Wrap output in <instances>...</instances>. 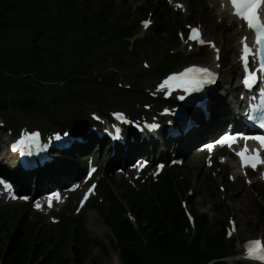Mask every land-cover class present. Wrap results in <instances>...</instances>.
<instances>
[{
  "label": "trees",
  "instance_id": "1",
  "mask_svg": "<svg viewBox=\"0 0 264 264\" xmlns=\"http://www.w3.org/2000/svg\"><path fill=\"white\" fill-rule=\"evenodd\" d=\"M78 1L0 0V106L8 115L14 111L32 119L45 117L48 126L35 121L32 126L49 135L55 133L50 125L58 124L55 111L59 96L68 93L71 100L79 98L80 94L68 86L86 74L96 45L113 40L127 50L146 45L143 38L136 37L130 23L150 16L156 19L154 33L167 35L168 40L178 37L168 0L163 6L159 0L157 5L142 4L136 9L129 5L130 0H122L127 10L119 17L114 15V0H105L93 14L80 11ZM73 44V53L63 50ZM180 56L168 54L155 72L161 74L179 65ZM100 104L105 111V101L100 100ZM8 122L10 133L18 136L20 125L10 117ZM99 185L107 209L106 222L113 232L110 242L122 264H231L227 259L237 256V243L226 245L225 228L214 233L220 222L213 224L208 214L195 211L188 182L175 173L167 171L128 197L117 196L105 178ZM4 224L0 264H86L91 247L107 252L106 245L87 237L82 218L62 219L45 232L40 229L42 222L16 229L8 220ZM71 241L73 260L62 254Z\"/></svg>",
  "mask_w": 264,
  "mask_h": 264
},
{
  "label": "rangeland",
  "instance_id": "2",
  "mask_svg": "<svg viewBox=\"0 0 264 264\" xmlns=\"http://www.w3.org/2000/svg\"><path fill=\"white\" fill-rule=\"evenodd\" d=\"M104 1L105 0H92L90 3H87L85 0H79L77 6L80 11L93 14L99 10ZM158 1L159 0H130L129 5L136 9L142 4L157 5ZM114 2V15L115 17H119L126 12L127 8L124 7L125 5L122 0H114ZM161 4L163 6L165 0H161ZM168 4L172 8L174 26L178 33L177 39L168 40L167 35L160 36L154 33L152 28L156 19L154 16H150V18L143 19L142 21L134 20L130 23V25L136 29V37L143 38V40H145L144 44L146 45L138 49L130 47L128 50L124 44L114 40L108 44L100 43L96 45L92 53L93 61L87 64L88 68L86 74H81L78 80L75 82L72 80L71 82L73 84L68 86L70 90H75L80 94L79 98L77 100H71L68 97V93L58 98L60 104L58 105L57 111H55L58 124L68 117V115L84 116L90 110H92L91 112H102L100 100H104V105H106L105 111L114 112L116 117L120 116L118 114H121L122 110L130 113L132 112V106L137 108L138 106H142V104L149 103L150 107H139L137 109V111H140L139 115L145 113L144 108H148L149 114L155 119L161 118L165 125L163 114L176 101L167 100L166 98L169 94L167 88L160 89L159 87L166 80L167 76L169 74H176V72H179L188 65L202 64L210 67L214 61H219L223 54L225 55L224 61H220V63H224L227 72L226 79L230 81L233 74V67L236 63L235 59L239 60V51L236 50L233 44L235 37L232 33L235 26L232 25V21L224 20L211 23L207 19L208 7L206 5V0H168ZM181 8H184V10ZM145 21L150 22L148 27L144 26ZM217 23L220 24V26H217ZM191 28H198L201 32H206L202 37L206 43L205 45H199L197 42L189 41V30ZM182 36L183 39L181 38ZM212 42H215V47L212 46L213 44L210 45ZM223 44H225V48L221 52ZM74 47H76L74 44L72 46L68 45L65 46L63 50L73 53ZM216 50H218V55L213 56V52ZM171 53L181 55L180 64L171 66L166 72L157 74L155 72L156 66ZM239 79L240 77L235 79L233 77L231 84H235L234 82L239 84ZM83 83L85 84L82 85ZM89 85H94L95 88H99L101 93L92 95L91 92L85 90V87ZM211 96L214 100L220 98V94H218L217 91H215L214 96ZM141 98L143 102L147 103H143ZM160 99L165 100L167 106L162 107L159 113L157 107L159 106ZM178 102L177 100L176 103ZM8 117L14 119L15 122L20 125L21 134L27 131H38L35 126H32L34 121L41 124L39 126H48L49 124L43 116L32 119V117L29 118L16 114L14 111L11 112V115H8V112H5L0 106V139L2 140L0 146V159L2 160L4 157L3 162L0 160V171L8 168V171H10L9 176L15 177V180L19 182L17 185L20 188L23 183H26L27 179L31 181L37 179V175H21L20 171L13 167V164L11 167V162L13 160L7 157L8 153L3 144L4 141L10 139L14 141V138H11L9 132L11 128ZM142 117L140 122L143 121L144 123L149 121L146 119L145 115ZM146 125L147 127H153L148 123H146ZM226 129L232 128L228 127ZM223 130L218 131L216 136L210 139L215 140ZM105 131L107 130L100 127L96 134V138L98 136L101 139L99 144H92V142L81 144V140V142L78 141L79 144L74 147L73 151L76 153H79L81 150L87 151L91 146L95 148L88 168H84L83 170L94 169L96 172L93 181L88 183L83 190L75 191L77 184L71 185L69 187V192L66 191V199L62 204L49 210L39 209L36 207V203H31L35 198H46L49 189L52 190L50 193H53L55 189L58 188L51 186L50 183L42 185V193L40 195L34 196L33 192L27 194L22 193L21 196L23 197L16 201L12 199H10V201H5V196L0 193V233L6 228L4 224L5 220L15 225V229L28 223L40 224L42 222L40 229L45 232L60 224L62 219L69 218L77 220L82 218L85 222V234L87 237L98 241L101 245L107 246L106 253L99 247H91L88 249L87 254L89 258L86 264H122L119 252L113 248L110 242V238L113 237V232L106 222L105 217L107 209H105L104 198L100 194L101 188L99 182L101 178L107 179L117 196L124 195L128 197L131 194L137 195L143 190V187L147 183L158 181V179L168 171L175 173L180 179L188 182V186H190L188 195L194 199L196 212L208 214L213 224L220 222V224L218 223L215 225L214 233H219L222 228H225L228 232L226 245L231 246L234 242L237 243V256L229 258L227 261L231 264H259L258 262L234 261V259L243 254L247 241L257 239L264 241V182L244 189V191H248L252 196V199L248 203V211L246 212H236L234 206L228 203L229 199L225 196L228 184L237 181L234 183L236 187H247V181L252 180L259 172H249L247 176H240L239 179H234L233 175H229L230 179H228V184L222 181H216V174L219 170H229V166H224L222 164L224 158L229 157L228 151L222 149L216 151L214 154L193 153L189 159L188 157L179 158L171 156L172 151L169 149L171 154L168 153L169 157L166 159L161 158L157 159L156 162H152L148 157L139 158L134 164L123 167H118L121 164L119 163L120 161L116 159L115 164H118V166L109 169V165H113V163L110 162L109 158L111 152L108 146L110 138H105L106 134H103ZM64 132H61L62 136L56 139L62 140L65 138L66 134ZM61 133H59V135ZM160 138H163V134L160 135ZM210 139L206 138L200 140L191 151H195L199 145ZM114 141L113 139V144ZM105 146H107V149ZM121 146L122 145L119 146L118 152H120ZM11 153L14 154L13 152ZM11 153H9V155ZM60 153L61 152H55L53 157L60 156ZM69 154H71V152H69ZM14 155L17 156V154ZM198 155L200 156L198 157ZM212 156L214 160H212ZM232 157H235L237 162L235 153L232 154ZM177 160H181L182 162L178 164L176 163ZM196 160L197 162H195ZM142 161H148L149 165L146 169L139 171ZM214 161L217 163V167L209 170L208 167H211ZM185 162H188V164L185 165ZM160 163L164 164V168L161 172H159ZM51 164L54 163L52 162ZM45 168H47V166L40 170L42 171ZM57 169L58 167L56 165H51L41 174H38V177H44L48 172L56 171ZM81 170V168L74 167V165L70 168H61L59 171L60 174L55 179L56 184L65 183L66 187L68 181L74 176H78L77 181L82 184L86 178H82L83 172H81ZM248 176L250 178L247 180L246 177ZM89 184H96L97 191L89 198L86 205H84L81 199ZM25 206H27L28 209L24 210ZM186 208L189 209L188 206H186ZM4 215H6V218H3ZM239 222L242 226L241 231L239 230ZM233 228L235 230H233ZM229 233H231V235H229ZM188 236H190V234ZM72 245H74V242H69L62 254L64 257L73 260ZM214 263H216V261L209 264ZM71 264L76 263L72 262Z\"/></svg>",
  "mask_w": 264,
  "mask_h": 264
},
{
  "label": "bare ground",
  "instance_id": "3",
  "mask_svg": "<svg viewBox=\"0 0 264 264\" xmlns=\"http://www.w3.org/2000/svg\"><path fill=\"white\" fill-rule=\"evenodd\" d=\"M206 5L208 7L207 19L211 23H214L216 21L221 22L224 20H229L230 22L232 21V25L235 26L232 33V35L235 37V41L233 44L236 50L239 51V60L235 59L236 63L233 67V74L230 81L226 79L227 72L225 70L224 63H220V61H224V54L220 57L219 61H214V63L210 65L211 70H214V73L218 75V84L216 87L217 90L214 89L212 95L214 96L215 91H217V93L220 94V98L214 100L211 96L206 110H201L199 108L196 109L198 115L194 116L193 118L195 127L189 133L181 134L178 138H172L170 136V132L178 126L177 121L169 118L167 124L164 125L161 118L155 119L149 114L148 108H144L145 113L139 115L140 111H137L139 107H150V104L147 102H143L142 98L141 101L147 104H142V106H138L137 108H135V106H132V112L130 113L123 110L121 111L123 118L128 121L127 123L125 121H120L112 111H108L109 113L107 111L99 113L91 112L92 110H90L84 116L68 115V117L63 119L59 124L54 126L50 125V127L55 130L57 134L61 132L63 133L65 131L64 133L68 136V139L64 138L66 149L60 153V156H56L54 158V164H52L56 165L58 169L56 171L54 170L48 172L44 177L41 176L34 181L27 179L26 183H23L20 187L21 192L26 194L29 192H33L34 196L40 195L42 193V185H47L48 183H50L51 186L58 188L65 187V183L56 184L55 182L56 177L60 174V169L70 168L73 165L74 167H78L79 169L81 168L82 170L84 168H88L91 156L95 151V148L91 146V149L89 148L87 151L81 150L79 153H76L75 151H73V149L76 145L79 144L77 139L81 138V144H87L89 142H92V144L95 143L96 145L99 144L101 139L98 136L96 138V134L100 127H103L109 132V135L105 136V138H110V143L108 146L111 152L109 158L110 162H112L113 165H109V169H113L114 166H118V164H115L116 159H118V161H120L119 163L121 164L118 167L134 164L139 158L148 157L152 162H156L157 159L161 158L166 159L169 157V149L172 151V154L170 153L171 156L179 158L188 157L189 159L191 154L193 155V153H196V150L193 152L191 150H193V148L200 140L213 138L216 136L218 131L226 129L228 127H245L246 122L244 121V118L247 114V109H244V105H248V98H251V96L249 94H245V91L243 90V86L241 84H238L236 82H234L235 84H231V81L233 77L235 79L240 77L242 74L240 71V55L242 47L241 41L245 37H247L248 41L253 36V33L246 27L245 23H243L240 19L232 14L225 0H206ZM181 9L184 10V8ZM217 26H220V24L217 23ZM200 33L203 37L206 32ZM214 43L215 42H212L210 43V45ZM224 48L225 44L222 45L221 52L224 50ZM217 52L218 50L214 51L213 56H217ZM84 84L85 83H83L82 85ZM85 90L91 92L92 95H98L101 93V90L99 88H95L94 85L86 86ZM170 90L171 89L167 88V91ZM174 95H179V91L177 89L174 90ZM176 104L180 105L181 103L179 101ZM164 106H167V102L160 99L159 106L157 107L159 113ZM143 115H145L146 119L149 121L144 123L143 121L140 122V119L143 118ZM146 123L150 124L153 127H147ZM155 125H157L159 129L158 127L155 128ZM116 132H119L122 135V141L120 143L115 139ZM161 134H163V138H160ZM113 139L115 140L114 144ZM1 142L2 140L0 139V146ZM11 142L12 140L10 139L8 141H4L3 144L5 146V149L7 150V153L13 152L14 154H16V152L12 151L10 148ZM120 145H122L121 150L120 152H118V148ZM105 147L107 149V146ZM218 150V147H213L212 150L208 152V154H214ZM227 151L229 157L224 158L222 164L224 166H229V170H219V172H217L216 174V181L218 180L228 184V179H230L229 175H233L234 179H239L240 176H247L249 172H259L257 176L252 178V180L247 181V187H236L234 183H236L237 181H234L232 184H228V188L225 194L226 198L229 199L228 203L231 206H234V210H236V212H246L248 211V203L252 199V196L248 191H244V189H248L255 184H261L264 182V178H262L264 177V165H260L256 170H250L248 168L242 169L240 167L238 159L236 162L235 157H232V154L235 152V147H231ZM69 152H71V154H69ZM199 156L200 155H198V157ZM7 157L9 158V155ZM212 160H214L213 156ZM3 161L4 157L2 158L1 162ZM143 162L144 161H142L141 164ZM195 162H197V160ZM184 164L187 165L188 162H185ZM216 167L217 163L214 161L213 165L208 168L210 170L215 169ZM11 178L14 183H19L15 180V177ZM246 178L248 180L250 177L248 176ZM4 200L9 201L8 199ZM238 224L240 225L239 230L241 231V223L239 222ZM234 261L252 263L258 262L259 264H264V262H259V260L248 258L245 248L243 254L241 256H238V258H235Z\"/></svg>",
  "mask_w": 264,
  "mask_h": 264
},
{
  "label": "snow or ice",
  "instance_id": "4",
  "mask_svg": "<svg viewBox=\"0 0 264 264\" xmlns=\"http://www.w3.org/2000/svg\"><path fill=\"white\" fill-rule=\"evenodd\" d=\"M230 3L233 8V15L245 21L249 30L253 32L255 37V49L249 46L247 43V37L241 41V61L245 69V78L243 83L245 87L251 89L260 78L258 77L257 72L264 75V20L260 18L259 14L262 6H264V0H230ZM149 23V21H145L144 26L148 27ZM181 38L183 39V36ZM188 39L201 44L205 43V41L201 38V33L198 28L190 29ZM212 46L215 47L214 44ZM250 57L253 61H257L259 65V67L255 70L251 69L249 66ZM210 82H214L213 73H211L207 68L190 67L179 74L169 76L159 87L160 89H171L175 86L183 88L186 92H190L199 91L205 83ZM181 99H184V97H181ZM261 127H264V124H262ZM31 135L35 138L38 134ZM252 139H255L261 145V148H264V136H258ZM234 142V139L231 141L225 139L219 141L218 143H227L231 146V143ZM248 152V147L245 145L244 150L237 153V155L241 158L242 167H251L256 169L258 165H264V158H261L260 156V149H254L253 154L251 155H249ZM0 183L3 182L0 181ZM7 187L10 188V185ZM49 206H51V202H49ZM36 207L40 208L41 205L37 203ZM233 230L235 229L233 228ZM229 235H231V233H229ZM245 249L248 258L264 261V241L250 240L245 244Z\"/></svg>",
  "mask_w": 264,
  "mask_h": 264
}]
</instances>
